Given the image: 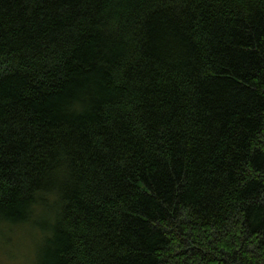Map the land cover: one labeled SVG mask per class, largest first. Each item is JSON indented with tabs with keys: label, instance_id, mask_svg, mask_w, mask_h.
<instances>
[{
	"label": "trees",
	"instance_id": "obj_1",
	"mask_svg": "<svg viewBox=\"0 0 264 264\" xmlns=\"http://www.w3.org/2000/svg\"><path fill=\"white\" fill-rule=\"evenodd\" d=\"M13 226L32 264H264V0H0Z\"/></svg>",
	"mask_w": 264,
	"mask_h": 264
},
{
	"label": "rangeland",
	"instance_id": "obj_2",
	"mask_svg": "<svg viewBox=\"0 0 264 264\" xmlns=\"http://www.w3.org/2000/svg\"><path fill=\"white\" fill-rule=\"evenodd\" d=\"M13 227L3 233L0 230V264H32L36 247L26 230Z\"/></svg>",
	"mask_w": 264,
	"mask_h": 264
}]
</instances>
